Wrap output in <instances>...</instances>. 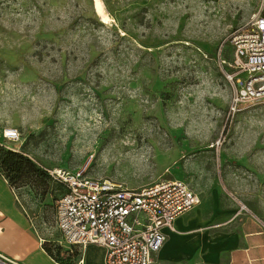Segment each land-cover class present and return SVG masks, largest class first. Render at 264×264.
I'll use <instances>...</instances> for the list:
<instances>
[{"label":"rangeland","instance_id":"rangeland-1","mask_svg":"<svg viewBox=\"0 0 264 264\" xmlns=\"http://www.w3.org/2000/svg\"><path fill=\"white\" fill-rule=\"evenodd\" d=\"M100 2L104 21L95 0H0V145L130 188L181 178L264 225V103L232 109L226 75L228 35L259 0ZM9 183L51 256L65 257L53 223L62 188Z\"/></svg>","mask_w":264,"mask_h":264},{"label":"built area","instance_id":"built-area-1","mask_svg":"<svg viewBox=\"0 0 264 264\" xmlns=\"http://www.w3.org/2000/svg\"><path fill=\"white\" fill-rule=\"evenodd\" d=\"M227 40L233 53V71L226 73L233 84L231 108L242 102L264 103V0ZM3 136L14 138L17 130L6 129ZM47 172L65 187L53 206L59 242L79 247L96 243L103 248V264H150L166 238L162 228L174 230L175 216L200 200L185 180L176 177L130 188L59 167ZM237 211L253 215L241 203ZM0 264L13 263L0 256Z\"/></svg>","mask_w":264,"mask_h":264},{"label":"crops","instance_id":"crops-1","mask_svg":"<svg viewBox=\"0 0 264 264\" xmlns=\"http://www.w3.org/2000/svg\"><path fill=\"white\" fill-rule=\"evenodd\" d=\"M199 197L197 204L175 216L174 230L162 228L166 238L150 264H264L262 222L216 196ZM46 240L0 173L1 257L13 264H103V248L96 243L70 246L59 242L58 233V244L77 250L73 261H58L44 249L42 242ZM79 256L81 261L77 263Z\"/></svg>","mask_w":264,"mask_h":264},{"label":"trees","instance_id":"trees-1","mask_svg":"<svg viewBox=\"0 0 264 264\" xmlns=\"http://www.w3.org/2000/svg\"><path fill=\"white\" fill-rule=\"evenodd\" d=\"M0 168L6 171L5 174H3L1 171L0 173H2L6 178L8 177L7 180L9 181L21 180L23 178H29L30 176H32L34 179H37L41 183H43L45 187L48 183H50L52 185L55 184L61 187L62 190L60 191V193L65 190L63 183L53 180L49 176L46 169H43L40 166L36 165L33 160L24 155L22 152L3 147L2 145H0ZM42 245L44 246V249L50 253L49 247L47 246V243L45 241L42 242ZM64 251L67 252V255H65V257L53 258L58 261H71L73 249H65ZM51 254L52 253H50V255Z\"/></svg>","mask_w":264,"mask_h":264},{"label":"bare ground","instance_id":"bare-ground-1","mask_svg":"<svg viewBox=\"0 0 264 264\" xmlns=\"http://www.w3.org/2000/svg\"><path fill=\"white\" fill-rule=\"evenodd\" d=\"M95 1H96V11L99 13L100 18L104 21L106 19V15L102 12V5L100 2L101 0H95Z\"/></svg>","mask_w":264,"mask_h":264}]
</instances>
